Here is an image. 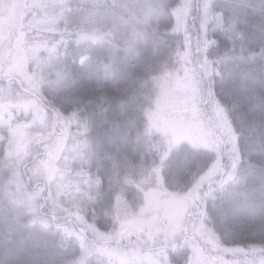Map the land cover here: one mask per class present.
Instances as JSON below:
<instances>
[{"label":"trees","instance_id":"1","mask_svg":"<svg viewBox=\"0 0 264 264\" xmlns=\"http://www.w3.org/2000/svg\"><path fill=\"white\" fill-rule=\"evenodd\" d=\"M209 1L194 0L198 16L178 28L174 13L184 0H30L21 25L35 34L23 50L39 55L29 67L36 87L0 69L1 81L26 104L0 113V168L10 135L32 124L35 135L20 152L21 188L31 197L40 188L41 203L36 209L12 198L13 189L0 184V264H120L122 252L137 250L142 264L150 256L152 264H195L189 254L195 240L219 264L264 248V0ZM205 3L211 18L202 29ZM26 12L38 16L30 21ZM46 16L66 31H52L54 43L48 24H38ZM192 68L199 87L185 95L180 83L195 79ZM179 119V135L187 120L189 130L215 122L205 137L223 143L219 164L215 149L176 140ZM55 139L66 145L49 149ZM32 169L48 174L50 187L33 179ZM215 169L218 178L196 189ZM7 174L0 170L1 179ZM194 189L197 213L187 216L179 245H153L143 232L124 235L151 219L156 202L182 200ZM60 207L77 215H62ZM92 227L99 238L88 235ZM72 229L86 245L109 252L87 256Z\"/></svg>","mask_w":264,"mask_h":264},{"label":"rangeland","instance_id":"2","mask_svg":"<svg viewBox=\"0 0 264 264\" xmlns=\"http://www.w3.org/2000/svg\"><path fill=\"white\" fill-rule=\"evenodd\" d=\"M211 2V0L209 1ZM194 5V0H184L183 5L175 10V24L176 27L180 26H188V22H190L191 18H194L196 16V10L197 7H193ZM211 3H208V7H210ZM207 7V4L205 3L203 6V20L201 19L198 21V24L200 27L203 29L205 26V21L209 22L211 18V14H206L208 13L207 11L209 10L208 7L205 10L204 8ZM28 9L31 12V4L30 0H14V1H0V48H3V52H0V69L3 70V72L8 71L10 76L15 75L16 77L18 76L21 78V80L25 81V86L27 87H33L35 89L36 87V81L31 78L30 75V69L29 67H33V64H35L36 59L39 58L38 54H30L31 57H29L28 52H25L23 50V47L25 46H30L35 34H30V31L28 32V29L26 27L24 28L23 25H21V20L23 18L25 10ZM202 12V10L199 11V14ZM206 14V15H205ZM34 16H31V14H28L26 12L25 18L28 20H34L35 17L38 16V12H34ZM198 16V15H197ZM196 16V17H197ZM200 15V18L202 17ZM15 25V30L13 32V35L8 33L12 29V24ZM44 23L48 24V31L52 34L51 37H49L51 40H53V43L56 41L53 36H58L57 32L60 34L65 33V30H60L56 27V20H54L52 17H45L44 20H39L38 24L41 27L44 25ZM203 26V27H202ZM62 29V27H61ZM192 30V28H189ZM52 31H57V32H52ZM34 44L40 43V41H34ZM52 45V44H51ZM50 45V46H51ZM191 43H186V47H191ZM46 47L45 45H43ZM48 46L47 48H49ZM40 47V45H39ZM42 49V46L41 48ZM190 50V49H188ZM42 50H40L41 53ZM43 56V55H42ZM43 59V57H42ZM32 61V63L30 62ZM39 67V63L36 62ZM7 65V66H5ZM12 73V74H11ZM195 74H197L196 68L191 69V76L195 78ZM189 80H185V82L181 81L180 87L185 88L184 94L189 95L193 94V89L192 87H199V85L195 84L199 82L196 78L191 81L190 76L187 78ZM162 89H165L164 87ZM38 93L42 95V92L39 88H37ZM166 90V89H165ZM25 104V101L22 96H19L18 92L15 91V89L12 86H8L7 84H4L3 81L0 79V113L4 112L7 110L9 112V109H14L15 107L23 106ZM14 107V108H13ZM25 108V107H24ZM23 108V109H24ZM204 116V115H203ZM179 123H177V132L175 134L176 140H186L194 143H199L203 144L205 146H208L209 148L211 147L212 149H215L217 153V158L219 162H221V155L220 153V148H222L223 143L221 141H217V143H214L211 139H208L207 137L212 133L211 129L213 130L215 126V122L211 119L207 120L209 122V128H204V130H200L197 127H202L201 124L198 126L192 127L193 130H189V127L193 125L189 120L188 123H186V129L185 133L183 135H179L178 132L181 131L183 128L181 126V121L182 119H179ZM5 125V122L0 120V126ZM40 126L44 125L42 130L46 134L49 135V131L51 128L50 122H45L44 120L41 121ZM29 124L28 126L25 124H22L19 126V128L16 130L15 134H11L10 136L11 139L4 145V169L0 170L2 171V174L5 172H8L7 178L1 179V186L5 183V187L9 189H13V195L12 198H17L19 197L20 199L24 200L25 202L29 201L36 209L41 203V196H40V191L36 190L35 192L31 193L29 195V190L27 191V195L22 192V184L26 187L24 183V179L22 180L21 178V169H22V162L21 160L23 159L20 152L22 150V145L33 139L35 133L31 130L33 127H31ZM66 133V124L64 123V129ZM64 133L60 136L62 137ZM214 135V134H213ZM207 136V137H205ZM231 140H233L234 136L230 135L229 136ZM61 139H55L54 145L51 146L49 149H55L60 150L63 148V146L66 145V141H60ZM60 142V143H59ZM169 145V148H166V152L171 148V143L167 144ZM43 153V152H42ZM167 153L162 157V160L166 157ZM219 165H216L215 167H218ZM220 169H215L212 170V172L204 178L200 184H198V187L196 189H200L201 184L207 181L210 178H218ZM11 174L15 177L16 174L19 176V181H15L12 177ZM48 175V174H47ZM46 173L41 174V172L37 169H32L30 176L35 179V180H43L47 184L50 183V176H47ZM17 185L16 188H13L12 185ZM50 187V184L48 185ZM194 189V190H196ZM54 193V189H50V192L46 194L47 197L50 196V200L52 199V195ZM56 194V193H55ZM197 190L186 196L182 200H174L171 201L170 203H165V204H157V200L153 201L156 202L155 208H154V213L150 216L151 219L149 221H146L148 217H144L141 222L136 223L135 225L132 226L130 230L127 232L124 230L123 233L124 235L128 234L129 232L131 233H140L143 232L148 236L153 237V241L149 242L153 245L156 246H162L166 244H171V245H179L182 243L184 239V234L186 232L187 224H188V219L187 216H194L196 215V206L194 203V200L199 196L196 195ZM49 195V196H48ZM163 201H166L164 199ZM147 209H145L146 211ZM71 212H68V210H65L64 207H60V213L62 215H72L75 216L77 215V212L75 210H69ZM124 210L120 211V215L122 216V212ZM81 218V217H80ZM125 216H123L121 219H117L118 222L124 221L125 222ZM120 221V222H121ZM80 223H83L80 221ZM200 222L196 225L197 227H200ZM201 228V227H200ZM82 233H84V230H81ZM88 235L92 238H99V232L95 228H90L87 230ZM66 232L68 230L66 229ZM73 234L78 238L81 239L82 243L84 244L85 248V253L86 255H92L94 254L95 258H98V256L95 253L99 254H106V252H109V250L105 247H94L90 245L85 244L86 237L80 238V233L78 229L72 231ZM109 238V236H107ZM200 240H195V244H191L194 246L193 251L191 252L190 249V255L194 257L195 264H215L213 263V256L210 254V252L207 249H203L200 244ZM152 246V245H150ZM93 249L97 250L95 252H91ZM115 251V254L120 253V250L118 249H111L110 253H113ZM138 251V250H137ZM134 251L132 253H129L128 251H124V255L122 257L118 256L120 264H142L144 261L142 260L141 252ZM254 251V254L252 253L250 256H246L240 260H235L233 262L232 259H229L228 261L221 259L219 264H264V248H259ZM255 253H259L258 256H254ZM139 254V255H138ZM150 262L149 264L153 263L154 256H150ZM158 264H166L164 260H162L161 263L158 262Z\"/></svg>","mask_w":264,"mask_h":264}]
</instances>
